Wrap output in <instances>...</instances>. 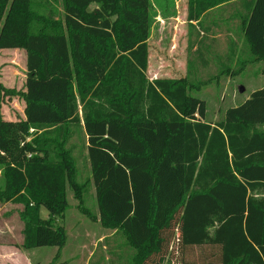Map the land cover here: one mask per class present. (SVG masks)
<instances>
[{
  "label": "trees",
  "instance_id": "16d2710c",
  "mask_svg": "<svg viewBox=\"0 0 264 264\" xmlns=\"http://www.w3.org/2000/svg\"><path fill=\"white\" fill-rule=\"evenodd\" d=\"M187 1V22L200 24L233 0ZM230 6L243 53L225 56L239 67L226 73L260 63L264 76V0ZM58 12L0 0V50L26 55L23 119L0 118V201L23 208L21 249L60 252L67 193L95 220L83 201L92 187L96 220L122 237L130 264H264V87L211 123L190 95L206 82L145 76L150 0H62Z\"/></svg>",
  "mask_w": 264,
  "mask_h": 264
},
{
  "label": "rangeland",
  "instance_id": "374dc122",
  "mask_svg": "<svg viewBox=\"0 0 264 264\" xmlns=\"http://www.w3.org/2000/svg\"><path fill=\"white\" fill-rule=\"evenodd\" d=\"M58 13L62 15V0H49ZM151 24L148 44V66L146 78L151 82L155 79H179L185 72L193 84L206 82L199 90L190 92V95L206 103V120L215 123L224 112L244 103L251 93L264 87V76L261 74L262 65L259 63L247 65L245 70L229 76L227 70L237 71L235 60H226L223 50L226 48L228 36H219L217 48L215 46L200 47L201 54L196 55L189 49L186 32L189 27L187 22V0H150ZM172 15V16H171ZM59 17L56 18L58 20ZM61 20V18H60ZM205 22V21H204ZM202 23V22H201ZM200 23V24H201ZM222 29L226 23L221 22ZM199 33L201 29L198 28ZM201 37V36H200ZM198 40V38H196ZM217 49V52H216ZM240 47L238 56L242 55ZM246 57V47H244ZM248 58H240L249 59ZM206 64L201 66V61ZM26 55L22 50H0V85L4 91H13L14 95L0 92V118L8 122H17L23 117L24 102L21 94L24 92ZM187 69V70H186ZM221 72H225L221 74ZM76 89V85H74ZM242 90V91H240ZM76 167L79 171L77 181L83 183L90 178V170L86 154L74 152ZM3 180L0 175V189ZM85 208L95 217V220L83 215L78 209L79 202L74 199L71 191L67 193V210L63 218L58 220L66 232L67 241L59 256L57 249L44 247L33 250H24L26 254H40V264H61L64 260L68 264H76L74 258L81 249L93 251L90 264H130L133 252L128 248L119 234L103 229L98 223V209L94 189L87 188L83 194ZM22 206L13 202L0 201V244L5 250H10L13 245L21 241L23 224L20 219ZM41 219H47L48 213L41 210ZM91 239L92 241H73L74 236ZM108 236V237H106ZM106 238V240H103ZM103 240V241H101ZM101 241V242H100ZM198 252H194L196 255ZM56 256V257H55ZM37 258V257H36ZM101 259L99 263H97ZM80 263V261H79ZM34 264H37L34 261Z\"/></svg>",
  "mask_w": 264,
  "mask_h": 264
},
{
  "label": "crops",
  "instance_id": "0c3cea01",
  "mask_svg": "<svg viewBox=\"0 0 264 264\" xmlns=\"http://www.w3.org/2000/svg\"><path fill=\"white\" fill-rule=\"evenodd\" d=\"M231 4L233 5L236 4V0H233L227 6L223 4L215 9H211L208 12L204 13L199 21L200 23L202 22L201 24L188 22L189 27L186 32V37H187L186 41L187 43L189 42L193 46L192 51H196V49L199 48V46L204 47L205 44L206 47L213 45L217 48V40L219 36H223L222 34H224L225 37L228 36L226 48L222 51L223 52L222 55L224 56L231 55V52L236 50L235 45H237V52L239 51L242 40L240 39L239 33L237 31L238 20L236 19V12L234 6H233V11H231L229 8L231 7L230 6ZM238 4L240 5L239 1ZM226 21H229V23H227L225 28L223 27L222 29L221 22H226ZM213 23L216 24L214 25ZM198 28H200L202 31L201 33H199L200 35H198V32H196V30L197 31L199 30ZM204 30L206 31L208 30L207 33H205ZM196 38H198V40H196ZM187 75L189 76V73L187 74V72H185L183 78H186ZM21 119H23V117ZM78 237L79 235H77V237L74 236L73 241H78L79 239L82 240V242L85 241L83 238H78ZM103 240H106V238H103ZM86 241L91 242L92 240L86 239ZM21 244H22V237L19 244L13 245L11 248H9L10 250L7 251L5 250L6 248L2 247V245L0 244V264H34V261L37 264H40L39 263L40 254H37V256L36 254L35 255L26 254V252H24V250L21 249ZM83 246L84 245L82 243L80 246L81 249H78L79 253L76 254V257L74 258L75 260L74 262L76 264H90L93 251H91L88 248L85 250ZM60 252H57L58 255L56 253V256H59ZM61 264H68V261L64 260Z\"/></svg>",
  "mask_w": 264,
  "mask_h": 264
}]
</instances>
